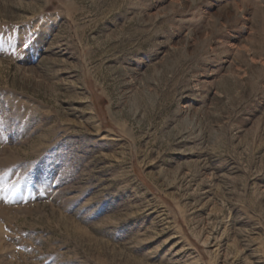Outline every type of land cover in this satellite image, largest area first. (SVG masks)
Returning a JSON list of instances; mask_svg holds the SVG:
<instances>
[{
	"label": "rangeland",
	"instance_id": "374dc122",
	"mask_svg": "<svg viewBox=\"0 0 264 264\" xmlns=\"http://www.w3.org/2000/svg\"><path fill=\"white\" fill-rule=\"evenodd\" d=\"M0 264H264V0H0Z\"/></svg>",
	"mask_w": 264,
	"mask_h": 264
}]
</instances>
